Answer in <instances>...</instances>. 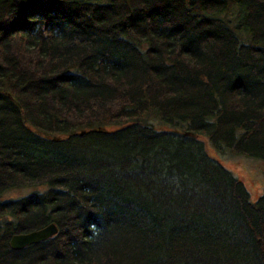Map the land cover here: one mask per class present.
<instances>
[{
	"label": "trees",
	"instance_id": "16d2710c",
	"mask_svg": "<svg viewBox=\"0 0 264 264\" xmlns=\"http://www.w3.org/2000/svg\"><path fill=\"white\" fill-rule=\"evenodd\" d=\"M198 135L264 162V0H0V264H264Z\"/></svg>",
	"mask_w": 264,
	"mask_h": 264
},
{
	"label": "rangeland",
	"instance_id": "374dc122",
	"mask_svg": "<svg viewBox=\"0 0 264 264\" xmlns=\"http://www.w3.org/2000/svg\"><path fill=\"white\" fill-rule=\"evenodd\" d=\"M232 8V7H231ZM235 8L228 13L230 20L235 22ZM55 138H61L63 136H53ZM198 138L204 141L208 153L219 160L226 168L233 171L238 178L246 185L251 193L252 200L256 201L259 196L264 192V162L244 156V155H222L219 154L211 145L207 137L203 135H198ZM31 191L30 188H17L9 191L5 194V199H15L19 198ZM17 234V233H15ZM14 235V234H13Z\"/></svg>",
	"mask_w": 264,
	"mask_h": 264
},
{
	"label": "water",
	"instance_id": "95a60500",
	"mask_svg": "<svg viewBox=\"0 0 264 264\" xmlns=\"http://www.w3.org/2000/svg\"><path fill=\"white\" fill-rule=\"evenodd\" d=\"M85 131L82 132V134ZM58 232V227L55 224L45 228L38 229L27 233L14 234L10 239V245L14 249H22L31 244L39 243L53 237Z\"/></svg>",
	"mask_w": 264,
	"mask_h": 264
}]
</instances>
